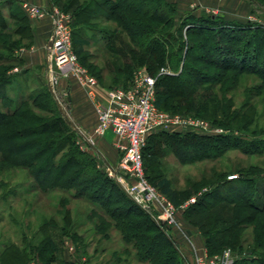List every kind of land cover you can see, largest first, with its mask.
<instances>
[{
  "label": "trees",
  "instance_id": "16d2710c",
  "mask_svg": "<svg viewBox=\"0 0 264 264\" xmlns=\"http://www.w3.org/2000/svg\"><path fill=\"white\" fill-rule=\"evenodd\" d=\"M8 1L17 5L9 18L20 25L9 31L7 21L0 16V172L25 171L33 180L27 192L59 191L62 222L58 224L55 217L44 218L38 226L36 243H31L26 233L20 243L7 241L0 249V264H75L63 259L64 249L60 248L66 235L74 242L84 240L67 207L70 200H82L91 207L88 217L96 220L93 228L100 245L103 239L111 238L112 230L120 232L125 247L114 252V264H128L133 253L149 264H184L164 228L97 167L92 155L80 150L71 124L62 118L49 88L45 96L32 90L22 95L20 91L18 99L5 91L14 85L9 73L15 67L13 62L23 61L14 55L17 43L8 35L33 39L29 18L17 2ZM256 1L264 4V0ZM49 2L71 14L73 47L81 62L93 58L86 49L96 36L100 34L105 40L104 47L116 56L111 61L114 71L124 74V80L111 88L128 87L133 73L144 68L156 77V105L160 109L209 115L214 125L240 133L211 135L160 129L149 135L143 148L146 174L175 205L180 204L181 192L162 173H148V168L160 165L164 157L174 154L181 163H195L215 160L230 149L264 155V139L260 138L264 132L259 134L247 127L256 115V98L264 99V65H258L264 37L251 47L252 34L264 31L263 25L206 13L181 14L178 5L168 0ZM103 22L111 25L100 27ZM226 38L232 41L227 44ZM163 68L169 71L161 72ZM100 72L103 74V70ZM243 86L245 99L236 108V94L231 92ZM39 110L52 115L43 116ZM259 166L241 167L238 174L232 175L235 177L228 179L219 174L228 193L215 188L187 207L186 216H191L200 228L210 255L230 249L235 255L233 264H264V166ZM209 183L204 178L193 186L199 190ZM56 229L62 231V236L56 234Z\"/></svg>",
  "mask_w": 264,
  "mask_h": 264
},
{
  "label": "rangeland",
  "instance_id": "374dc122",
  "mask_svg": "<svg viewBox=\"0 0 264 264\" xmlns=\"http://www.w3.org/2000/svg\"><path fill=\"white\" fill-rule=\"evenodd\" d=\"M9 2L10 1H3L0 3V16H4L5 21H7L8 23V30L10 31L17 28V26H19L20 24L18 21L11 20L9 18L10 12L13 9L17 8L16 4L13 5ZM19 5L18 7H20L24 14L29 18L31 24L30 28L32 30L33 21H40L48 17L49 19H51L52 32L53 19L50 15L47 14L44 17H31L28 16L27 13L23 10L21 4ZM40 7L42 9L45 8L48 10L47 5ZM56 7H58V9L65 12L66 14L70 15L73 36V18L71 14L59 8V6L57 5ZM232 7L233 6H228V8H224L223 6L215 8L201 7L203 11L199 12L200 14L196 16H201L204 13L210 15H220L232 21L239 20L243 23L251 21L252 23L264 26V4H261L256 0H245L243 7H241V10L243 8V14H241L240 18L234 16L235 11L231 10ZM110 25L111 23L103 22L100 27ZM27 32L30 33V31ZM242 35L245 36L246 34L243 33ZM250 35L251 33H249L246 37H250ZM252 36L253 40L251 42V47L253 48L256 44V41L261 37H264V31H256L254 32V34H252ZM8 38L10 39V41L17 43V46L14 47L16 53L14 55L17 58H21L23 61L19 63L17 62V60H15L13 62L15 67L9 73L12 75L14 85L10 88H5V91H7L10 96L18 99L20 91L22 95H26L32 90L35 93H42L45 96L46 89L49 88L53 97L52 99L57 103L59 109L63 113L62 118H64L71 124V131L75 135V140L80 150L92 155L96 160L97 167L101 171L106 172V174L116 183V185L122 187L130 197L129 193L127 192V187L131 182L130 174L121 165L123 153L115 145L116 139L113 138L111 131L103 136L95 135V126L93 128H87L83 126L81 122L76 120L74 114L70 111V108H74L75 104H73L70 99L68 92L69 86L67 88L62 86V80H73L78 84V86H82L76 81L74 77L60 73L54 66L53 70L56 77V87L55 91L52 90L48 84L49 67L52 68V62L50 64V57L48 55L47 48L43 47L38 51L31 49L34 45V35L33 39L21 40L20 35H16L13 33L12 35H8ZM231 41L232 40H230L229 38H226L225 40L227 44H229ZM29 43L31 44L30 46H28ZM104 43L105 40L103 38L101 39L100 34L96 36L94 42L92 41L90 47H87L86 49V53L92 55L93 58L87 59L86 61L82 62L80 61L82 65L92 75H94L98 81V86L96 89L97 96L94 98H92L87 93V90L83 87L87 95L92 98V100L89 101V107L92 112H94V108L96 110V102L98 100H105L107 90L124 80V74H118L119 72L117 73L116 71H114L115 65L111 61L112 59H115L116 56L104 47ZM260 45L259 47H261ZM263 51L264 46L263 50L260 53L261 57L258 60L259 66L264 65ZM91 64L97 65L98 67L96 66V69L91 68ZM102 70L103 74L102 72H100ZM245 87L246 86H243L238 89V91L231 92V94L233 95L236 94V108H239L241 103L245 99ZM255 101L257 104L256 115L253 122L248 124L247 127L249 131H254L260 134L264 132V99L256 98ZM47 106L49 107V104H47ZM39 112L43 116L52 115L48 111L44 110H39ZM167 112L172 113L170 111ZM190 115L205 119L209 121L214 127H220L219 125H214L209 120V115V117L196 116V114L194 113H191ZM240 125L242 126V124ZM223 129L225 132L222 134H230L231 132L235 131L225 128ZM189 131L205 134L203 132L194 131L192 129H190ZM231 134H234L236 136L240 133L235 131ZM85 137L91 138L93 140V143L89 144L88 142H86ZM252 138L253 136L250 138V140H252ZM260 138L264 139V135L260 136ZM145 151H147V149H145ZM160 161V165L155 166L154 168H148V173H150V175H153L154 173H162L163 176L168 177L170 179L172 187L178 189L181 192L180 204L177 205L178 209L173 221L169 219L165 220L166 218L163 216L161 209L156 206H153L152 208H150L149 212H147L153 219H156L158 221L156 223L162 226L166 235L174 241L182 258H184V264H186V260L192 261L195 258L196 252L198 250L200 251V249L204 248L207 250L205 241L206 239L200 231V228L193 224V218L191 216L189 218L186 216L187 207L195 203L200 195L215 188H218L221 193H228V190L226 188L227 184H225V182H220L222 179L219 180V174L225 175L226 179H228L232 175L238 174V169H240L241 167L246 168L248 166L257 164L264 166V155L256 153L249 154L243 152L240 149H230L222 157H219L215 160H205L195 163H181L174 154H170ZM146 163V165H149L147 159ZM145 176L148 180V183L155 189L160 191L149 180L146 174V170ZM204 178L209 179V185L196 190V188L193 186L194 182L203 180ZM32 184L33 180L29 178V175H27L25 171L13 169L10 171L7 170L4 172H0V249L1 246L7 241L12 240L20 243L22 234L24 233L28 235L27 239L31 243H36V239L38 238V226L44 218L55 217L58 224H61L62 222L61 213L59 212L61 207L59 203V197L61 196V193L59 191H49L46 194L40 191L31 192L30 190H28L29 192H27L26 190L31 189ZM212 184L215 186H211ZM193 197L196 198L195 202L190 203L188 206L182 207V205H184L186 201L190 200ZM67 207L71 209L72 216L76 224L78 225V232L83 236L84 240L80 243L75 241V243L69 236L66 235L65 238L64 236L60 237L62 239L64 238L63 240L61 239L62 241L58 239L62 242V246H60V248L64 247L65 249H69L71 258L70 260L76 261L75 264H98L101 261H112V264H114L113 260L116 258L114 252H119L125 247V243L120 232H118L117 230H112L110 233L111 238L106 240L103 239L104 241H102L100 245L97 241L99 239V236L96 235V232L93 228L94 222L96 220L90 219L88 217V214L92 210L91 207L82 200H70ZM220 227H223V225L221 224ZM55 231L57 235L59 234L60 236H62L61 230L56 229ZM66 241H69L70 244H67ZM97 247L98 249H96ZM103 247H106L104 251L102 250ZM122 257H125V254H122ZM128 264L149 263L139 261L133 253L129 256Z\"/></svg>",
  "mask_w": 264,
  "mask_h": 264
},
{
  "label": "built area",
  "instance_id": "2783aa9c",
  "mask_svg": "<svg viewBox=\"0 0 264 264\" xmlns=\"http://www.w3.org/2000/svg\"><path fill=\"white\" fill-rule=\"evenodd\" d=\"M3 1L7 0H0V3ZM21 7L28 16L44 17L48 14L53 19V30L46 45L50 64L52 62L48 75L49 87L55 91L56 77L53 70L55 66L60 73L74 77L92 98L96 97L98 81L82 65L74 51L70 15L55 5H48L47 10L29 1H23ZM167 71H169L167 68L161 70ZM96 113L98 122L94 134L103 136L111 131L116 139L115 145L123 153L121 165L129 172L131 178L127 187L130 197L145 211L149 212L153 206L160 208L165 220L173 221L178 206L151 186L145 176L143 148L147 138L160 129L171 131L192 129L211 135L222 134L225 132L224 129L214 127L202 118L168 113L160 109L156 105V77L144 68L136 70L128 87L109 88L105 100L96 102ZM85 140L89 144L93 143L91 138L85 137ZM195 201L196 198L193 197L182 207ZM234 260L235 255L230 249L210 255L204 248L196 252L192 261L186 260V264H233Z\"/></svg>",
  "mask_w": 264,
  "mask_h": 264
},
{
  "label": "crops",
  "instance_id": "0c3cea01",
  "mask_svg": "<svg viewBox=\"0 0 264 264\" xmlns=\"http://www.w3.org/2000/svg\"><path fill=\"white\" fill-rule=\"evenodd\" d=\"M18 4H21L23 1H29L33 4L39 5V6H45L50 5L49 0H14ZM169 2L176 3L178 5L179 12L187 13L190 12L195 15H199V12H202V8L207 7H224L228 8V6H233L231 10L235 11L234 16L237 18L241 17V14H243V8L241 10V7L244 5L243 0H168ZM202 7V8H201ZM209 10V9H208ZM233 14V13H232ZM250 14V13H249ZM32 32L34 35V45L31 49L33 50H40L43 47H46L47 40L51 33V19L44 18L40 21H33L32 22ZM62 86L68 87L69 86V96L73 104H75L74 108H70L71 112L74 114V117L77 121L81 122L83 126L87 128H93L97 125V113L94 108V112L91 111L89 107V101L92 100L83 87L78 86L77 83H75L73 80L65 79L62 80ZM113 138H115L114 134L111 132ZM67 244H70L66 241ZM63 249H65L63 247ZM71 250V249H70ZM68 255H67V254ZM63 259L66 261H69L70 253L69 249L66 248L63 252ZM29 264H35L29 263Z\"/></svg>",
  "mask_w": 264,
  "mask_h": 264
}]
</instances>
